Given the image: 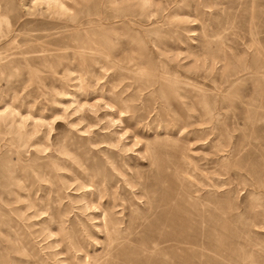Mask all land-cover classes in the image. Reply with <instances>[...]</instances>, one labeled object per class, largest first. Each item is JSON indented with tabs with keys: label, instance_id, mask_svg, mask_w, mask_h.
<instances>
[{
	"label": "rangeland",
	"instance_id": "374dc122",
	"mask_svg": "<svg viewBox=\"0 0 264 264\" xmlns=\"http://www.w3.org/2000/svg\"><path fill=\"white\" fill-rule=\"evenodd\" d=\"M0 264H264V0H0Z\"/></svg>",
	"mask_w": 264,
	"mask_h": 264
}]
</instances>
